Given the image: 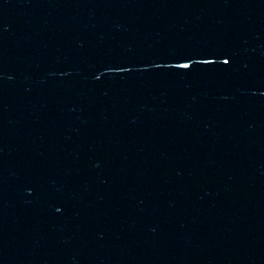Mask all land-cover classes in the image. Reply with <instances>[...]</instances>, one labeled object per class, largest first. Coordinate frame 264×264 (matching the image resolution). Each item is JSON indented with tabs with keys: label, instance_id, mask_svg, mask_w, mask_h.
I'll use <instances>...</instances> for the list:
<instances>
[{
	"label": "water",
	"instance_id": "95a60500",
	"mask_svg": "<svg viewBox=\"0 0 264 264\" xmlns=\"http://www.w3.org/2000/svg\"><path fill=\"white\" fill-rule=\"evenodd\" d=\"M0 264H264V0H0Z\"/></svg>",
	"mask_w": 264,
	"mask_h": 264
}]
</instances>
